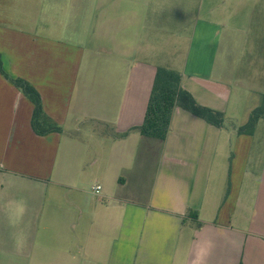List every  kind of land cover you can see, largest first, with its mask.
<instances>
[{
	"label": "crops",
	"instance_id": "0c3cea01",
	"mask_svg": "<svg viewBox=\"0 0 264 264\" xmlns=\"http://www.w3.org/2000/svg\"><path fill=\"white\" fill-rule=\"evenodd\" d=\"M0 59L62 130L0 74V264H264V0H0ZM158 66L222 128L131 130Z\"/></svg>",
	"mask_w": 264,
	"mask_h": 264
},
{
	"label": "trees",
	"instance_id": "16d2710c",
	"mask_svg": "<svg viewBox=\"0 0 264 264\" xmlns=\"http://www.w3.org/2000/svg\"><path fill=\"white\" fill-rule=\"evenodd\" d=\"M0 74L8 79L33 105L31 116L32 131L38 136L49 133H60L61 128L45 115L38 92L22 79L9 78L2 69L0 59ZM181 75L178 71L165 67H157L150 90L143 122L131 130L143 137L163 141L168 133L172 112L180 108L202 119L209 125L222 128L224 116L221 112L198 105L194 98L180 85ZM259 120H264V95L259 104L250 112L245 124L236 129V134L252 135ZM130 130V131H131ZM121 135L113 134L115 138H123L130 132ZM104 133H109L104 129Z\"/></svg>",
	"mask_w": 264,
	"mask_h": 264
},
{
	"label": "clouds",
	"instance_id": "9594fccd",
	"mask_svg": "<svg viewBox=\"0 0 264 264\" xmlns=\"http://www.w3.org/2000/svg\"><path fill=\"white\" fill-rule=\"evenodd\" d=\"M22 211V209H21ZM211 243L210 242H203L200 245L199 252L197 254L196 260L193 261V264H198L199 261H202L203 257L207 254L210 250Z\"/></svg>",
	"mask_w": 264,
	"mask_h": 264
},
{
	"label": "rangeland",
	"instance_id": "374dc122",
	"mask_svg": "<svg viewBox=\"0 0 264 264\" xmlns=\"http://www.w3.org/2000/svg\"><path fill=\"white\" fill-rule=\"evenodd\" d=\"M239 74H242V77H247L250 75V69L244 65L243 67H241V71L239 72ZM260 77H264V76H260Z\"/></svg>",
	"mask_w": 264,
	"mask_h": 264
},
{
	"label": "built area",
	"instance_id": "2783aa9c",
	"mask_svg": "<svg viewBox=\"0 0 264 264\" xmlns=\"http://www.w3.org/2000/svg\"><path fill=\"white\" fill-rule=\"evenodd\" d=\"M92 191L95 193V194H98L99 191H100V186L99 185H95L92 187Z\"/></svg>",
	"mask_w": 264,
	"mask_h": 264
}]
</instances>
